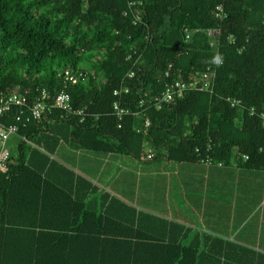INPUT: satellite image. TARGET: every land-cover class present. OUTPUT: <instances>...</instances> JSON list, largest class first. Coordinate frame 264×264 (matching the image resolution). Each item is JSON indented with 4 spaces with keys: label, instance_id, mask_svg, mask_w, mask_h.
I'll return each mask as SVG.
<instances>
[{
    "label": "trees",
    "instance_id": "16d2710c",
    "mask_svg": "<svg viewBox=\"0 0 264 264\" xmlns=\"http://www.w3.org/2000/svg\"><path fill=\"white\" fill-rule=\"evenodd\" d=\"M206 71L215 74L211 90L162 100L168 85L191 83ZM43 90L50 109L40 120L17 107L1 119L17 126L19 142L0 169V264H8L3 254L11 237H86L100 255L107 240L141 237L132 228L135 217L97 212L52 177L55 171L81 177L55 157L63 143L138 159L210 158L264 170V0H0V97L23 94L30 106ZM61 90L83 116L52 107ZM117 102L127 110L122 118ZM145 120L150 126L138 131ZM164 240L143 264H200L210 255L209 247ZM215 240L222 246L213 253L226 264H264V253ZM35 264L70 263L66 257ZM92 264L136 260L100 256Z\"/></svg>",
    "mask_w": 264,
    "mask_h": 264
},
{
    "label": "crops",
    "instance_id": "0c3cea01",
    "mask_svg": "<svg viewBox=\"0 0 264 264\" xmlns=\"http://www.w3.org/2000/svg\"><path fill=\"white\" fill-rule=\"evenodd\" d=\"M57 153L81 177L62 176L56 171L52 177L97 212L121 220L135 217L132 228L141 237L107 240L103 255L98 248H90L95 243L86 237L40 240L11 237L6 240L3 254L8 264L44 263L48 258L66 257L70 264H92L100 256L115 261L130 257L136 264H143L153 257L152 246L164 239L209 247L210 255L200 259V264L227 263L225 258L213 253L221 252L217 238L264 253V170L249 171L234 162L229 165L179 163L168 166L163 174L155 175L153 169L142 174L132 159H128L129 169L123 167L122 158L117 156L120 153L90 152L70 142L61 144ZM124 155L138 159L132 154ZM160 159L169 163L167 158ZM112 161L118 162V168L110 172L108 166ZM158 180L161 190L153 191L152 187L159 186ZM159 235L166 238L159 240L156 238ZM132 245L139 248H126ZM231 250L227 249V256Z\"/></svg>",
    "mask_w": 264,
    "mask_h": 264
},
{
    "label": "built area",
    "instance_id": "2783aa9c",
    "mask_svg": "<svg viewBox=\"0 0 264 264\" xmlns=\"http://www.w3.org/2000/svg\"><path fill=\"white\" fill-rule=\"evenodd\" d=\"M211 33V31H210ZM190 38L189 34H186V40ZM215 74L212 71H206L202 73L198 79H195L191 83H185L182 81H176L173 84L167 86L165 92L163 93L162 100L164 102H169L173 100L175 97H183L186 91L190 89H204L211 90L214 83ZM73 75L66 72V79L69 81L73 80ZM115 94H118V91H115ZM50 95L46 91H42L41 97L37 99L32 105L28 106V97L19 94V93H11L5 96L0 97V169H5L8 163V160L11 156V150L7 147V141L9 140L11 135L16 134V125L6 126L2 124V117L12 110L13 107H17L20 109V114H29V118L33 120H40L49 109L50 104L48 100ZM53 108H57L74 115L83 116V110H75L71 103V97L68 92L65 90H61L55 97L54 101L51 104ZM25 110V112H24ZM114 112L117 114L119 118H122V115L127 112L126 109L121 108L119 103L114 104ZM28 118V119H29ZM264 118V113H263ZM16 120H20V116L16 117ZM150 126V122L148 120L144 121L143 127L138 128V131L146 130ZM154 155L150 154L148 158H152ZM203 163L207 165H211L217 163L222 165L221 162H213L212 159L206 158L203 160Z\"/></svg>",
    "mask_w": 264,
    "mask_h": 264
},
{
    "label": "rangeland",
    "instance_id": "374dc122",
    "mask_svg": "<svg viewBox=\"0 0 264 264\" xmlns=\"http://www.w3.org/2000/svg\"><path fill=\"white\" fill-rule=\"evenodd\" d=\"M82 64L84 66H87L89 67L90 64H89V60L86 59L82 62ZM18 142H19V138L16 136V135H11L9 140L7 141V147L11 150V153H16L17 151V146H18ZM118 157L120 156V158H122L120 161H121V164L123 165V167H126L127 169H129L127 166H129V160L128 159H132V163L133 161H136L137 163V168H138V171L141 172L142 174H145V173H150L151 169L154 170V174L155 175H158L157 173L159 174H163L165 172V169L168 168V166H173V165H176V164H179L177 162H163L161 159H156L154 161H147V162H143L142 160H135L133 159V156H125L124 154H119L117 155ZM56 158L58 159H62V157L60 156V154L57 153L56 155ZM121 167V168H123ZM135 166H132V168H134ZM116 168H118V162H110L109 166H108V169L110 170V172L114 171ZM157 185L159 186H154V188L152 187L153 191H160L161 189V181L158 180Z\"/></svg>",
    "mask_w": 264,
    "mask_h": 264
},
{
    "label": "clouds",
    "instance_id": "9594fccd",
    "mask_svg": "<svg viewBox=\"0 0 264 264\" xmlns=\"http://www.w3.org/2000/svg\"><path fill=\"white\" fill-rule=\"evenodd\" d=\"M215 60H216V62H219V57H216Z\"/></svg>",
    "mask_w": 264,
    "mask_h": 264
}]
</instances>
